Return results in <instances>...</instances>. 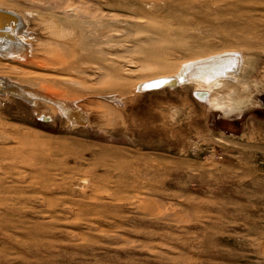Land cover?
Here are the masks:
<instances>
[{
  "label": "rangeland",
  "instance_id": "obj_1",
  "mask_svg": "<svg viewBox=\"0 0 264 264\" xmlns=\"http://www.w3.org/2000/svg\"><path fill=\"white\" fill-rule=\"evenodd\" d=\"M58 1L0 0L38 49L0 75L85 121L0 94V264H264V0ZM228 50L248 63L234 113L135 90Z\"/></svg>",
  "mask_w": 264,
  "mask_h": 264
},
{
  "label": "bare ground",
  "instance_id": "obj_2",
  "mask_svg": "<svg viewBox=\"0 0 264 264\" xmlns=\"http://www.w3.org/2000/svg\"><path fill=\"white\" fill-rule=\"evenodd\" d=\"M53 8H55V7H53ZM8 11L14 12V11H10V10H8ZM16 14L20 18V22L18 23L16 21V19L13 17H9V16L6 17L7 19L11 20L12 22L7 25L5 32L0 33V56L4 59H9V60L13 59V62H14V63H12L13 65H16L17 62L22 63V64L26 63V61L31 62L35 58L34 55H35L36 50L34 51V49H37V48H34L35 45L33 46V42L31 41V39H33V38H31L32 36L29 35V31H30L29 30V26H30L29 21L23 15L18 14V13H16ZM87 14H88V12H87ZM76 16L80 17L82 15L79 16L76 14ZM42 18H44V16H42ZM81 18H83V17H81ZM39 20H41V16H40ZM44 21H46V20L44 19ZM53 21L55 22L56 20H53ZM69 23L70 22H68V24ZM42 24H44V26H45V23H42ZM72 25H73V23H72ZM64 31H66V30H64ZM89 31H91V30H89ZM63 49H65V47ZM63 49H61V50H63ZM63 52H65V51H63ZM36 53H38V52L36 51ZM76 56H77V54H76ZM71 59L72 58H70L69 60H71ZM73 60H75V59H73ZM247 64H248L247 58L245 57L243 52L231 51V50L222 51V52H219L216 54L208 55L206 57H202V58L199 57L197 59L184 61L183 63L177 65L170 72H165L162 74L153 75L149 78L143 79L136 84L135 90H137L138 92H142V91H140V88L146 83H150V82H153L156 80H161V79H172V80L176 81V85H185V84L193 85L195 88L194 92H197L198 97L200 99H202L205 104L207 103L208 105H210L212 108H215L216 110H222V111L226 112V114L227 113L230 114V113L235 112L234 103H233V94L236 93V90L233 91L232 87L242 84L243 75L247 73V70H246ZM59 65H61V64H59ZM8 80L9 79L7 78V81ZM11 80H9V81L12 82V84L18 86L20 88V91H21V89H24V90L26 89V90L31 91V92L33 91V93L34 92L38 93L40 96H42L41 98H43V99L35 98V99H32L31 101H26V100H24V101H26L27 103L32 104L34 106L39 105L41 103V101H45V102H42V104L47 105L46 108L53 110L55 113H59V111H60V109L57 107L56 104H61V103L70 104L71 103V105H72L74 103L76 104V102L78 101L76 98H68L65 94L56 92V91L49 89V88H46V90L45 89H39L37 87H34L32 84L30 86V85L25 84V82H21L18 80L14 81V79L12 81ZM4 82H6V77L0 75V83L3 84ZM0 86H1V84H0ZM9 89L11 91L12 90L16 91V90H14L13 87L9 88ZM225 89H231V90H229V92L225 95V93H224ZM41 92L44 94H42ZM221 93H224V95L223 94L221 95ZM4 94L6 96L8 93H4ZM222 97H225V98H222ZM17 98L20 99V97H17ZM112 98H115V97H112ZM121 98L118 101L122 100ZM77 106L79 107V105H77ZM53 111H51L52 114H48V115L43 114L42 115L43 119H48L47 117L53 119V116L55 115ZM60 112H62V111H60ZM82 116L84 117V115L80 114V116H75V118H79V117L82 118ZM69 122H71V121H69ZM73 124H75V123H73Z\"/></svg>",
  "mask_w": 264,
  "mask_h": 264
},
{
  "label": "water",
  "instance_id": "obj_3",
  "mask_svg": "<svg viewBox=\"0 0 264 264\" xmlns=\"http://www.w3.org/2000/svg\"><path fill=\"white\" fill-rule=\"evenodd\" d=\"M13 17L16 19V21L19 23L20 22V18L18 17V15L14 12H9V11H4L2 9H0V33L1 32H5L7 25L9 23H11L12 21L7 19L6 17ZM0 94H4V93H10L11 95L20 97L21 100H26V101H31L32 99H43L41 98L42 96H40L38 93H33V91H28V90H24L20 88L14 84H12V82L7 81L4 82L3 84L0 83ZM178 85H176V81L172 80V79H161V80H156L150 83H146L144 84L141 88L140 91L142 92H147V91H154V90H160V89H164V88H174L177 87ZM14 88V90L16 91H11L9 88ZM193 96L197 99H199L200 101L204 102L202 99H200L197 95V92L193 93ZM57 107L60 109L61 114L63 115V117L65 119H71L72 121H75L79 124L84 125L85 121H81L83 120V118L79 117V118H75V116H80V114L83 115V113L80 111V109L76 108L75 106H71L70 104H56ZM74 107V108H73ZM68 117V118H67Z\"/></svg>",
  "mask_w": 264,
  "mask_h": 264
}]
</instances>
